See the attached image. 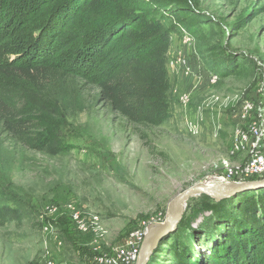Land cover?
Here are the masks:
<instances>
[{
	"label": "rangeland",
	"instance_id": "rangeland-1",
	"mask_svg": "<svg viewBox=\"0 0 264 264\" xmlns=\"http://www.w3.org/2000/svg\"><path fill=\"white\" fill-rule=\"evenodd\" d=\"M188 5L198 22L172 34L167 121L132 125L96 102L89 87L86 108L52 128L62 137L50 152L0 147L1 172L10 175L0 191V264H121L126 237L165 222L178 193L213 176L237 179L228 165L245 168L264 157V0ZM28 97L23 102L34 112ZM52 103L45 108L53 111ZM261 189L224 199L229 213L237 214L239 195ZM202 199L189 200L177 226L184 244L200 251L205 244L195 236L216 234L219 222ZM170 243L159 246L152 264L173 263Z\"/></svg>",
	"mask_w": 264,
	"mask_h": 264
},
{
	"label": "trees",
	"instance_id": "trees-1",
	"mask_svg": "<svg viewBox=\"0 0 264 264\" xmlns=\"http://www.w3.org/2000/svg\"><path fill=\"white\" fill-rule=\"evenodd\" d=\"M161 2L0 0V147L9 143L50 152L62 137L52 128L86 108L89 87L98 92L96 102L132 125L167 121L172 34L196 25L198 17L188 0ZM25 95L34 112L23 102ZM50 99L53 111L45 108ZM8 174L0 169L2 192L9 187ZM239 197L237 214H230L229 200L202 195L203 210L219 220L217 232L195 236L204 251L184 244L181 227L164 236L159 246L171 242L172 264H264V190Z\"/></svg>",
	"mask_w": 264,
	"mask_h": 264
},
{
	"label": "water",
	"instance_id": "water-1",
	"mask_svg": "<svg viewBox=\"0 0 264 264\" xmlns=\"http://www.w3.org/2000/svg\"><path fill=\"white\" fill-rule=\"evenodd\" d=\"M254 175L264 176V174H234V176H238L236 177L237 179H229V177L224 176L226 178L224 180L213 176L212 179L208 181L199 182L178 193L170 201L166 221L148 227L138 255L137 264H148L151 255L163 240L162 238L176 230L190 199L198 195H207L210 200L214 199L215 201H220L226 198H231V196L249 189L264 188V178L255 179L254 177H249Z\"/></svg>",
	"mask_w": 264,
	"mask_h": 264
},
{
	"label": "built area",
	"instance_id": "built-area-1",
	"mask_svg": "<svg viewBox=\"0 0 264 264\" xmlns=\"http://www.w3.org/2000/svg\"><path fill=\"white\" fill-rule=\"evenodd\" d=\"M180 62L187 66V61L185 58H180ZM217 75H213L212 79L216 80ZM189 96H183V101H188ZM259 164V165H257ZM227 170L230 171V175L238 174V175H249V174H264V157H260L255 160L254 163L249 164L245 168L243 167H233L231 165L227 166ZM149 226L143 225L138 229L130 233L129 236L126 237V241L118 250V258L121 264H136L138 261V255L140 253V247L142 242L144 241V236L147 232ZM109 264H112L114 260L106 259Z\"/></svg>",
	"mask_w": 264,
	"mask_h": 264
}]
</instances>
